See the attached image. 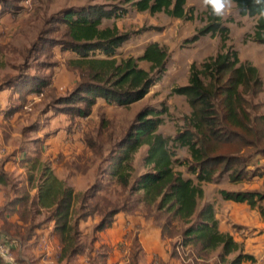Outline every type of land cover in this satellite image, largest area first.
<instances>
[{
  "label": "trees",
  "instance_id": "16d2710c",
  "mask_svg": "<svg viewBox=\"0 0 264 264\" xmlns=\"http://www.w3.org/2000/svg\"><path fill=\"white\" fill-rule=\"evenodd\" d=\"M187 1L125 0V3L132 4L138 12L153 15L166 13L176 19L193 20L186 10ZM0 6L2 11L7 12H12L16 7L10 0H0ZM235 6L241 16L257 18L252 39L264 45V0L260 4L256 0H235ZM206 7L207 24L193 41L219 34L226 44L229 29L224 26L223 17L215 16L211 7ZM127 11L100 5L69 9L60 14V22L66 26L65 38L51 39L49 45L41 50L36 45L31 49L33 53H51L55 48H60L63 52L78 56L74 68L80 71V81L67 97L61 98L60 105L63 107L59 108V112L84 119L90 116L98 100L109 105L129 107L142 101L155 82L163 78L168 52L158 43L149 44L138 59L117 58L118 50L131 36L120 34L116 27L102 28V23L106 19L120 18ZM141 61L151 65L149 71L139 66ZM15 81L21 82V78L17 77ZM32 82L28 86L23 83L12 86L7 82L0 86V93L10 86L16 88L18 93L33 95L49 85L44 77L35 78ZM262 92L263 81L259 69L250 62H242L233 46L224 45L223 52L208 58L201 68L193 64L188 84L173 90L174 95L185 97L193 110L186 117L185 130L173 139L165 137L159 130L164 124L162 116L166 110L145 108L138 113L125 137L111 152L104 176L109 180L110 187L126 194L123 203L117 204L102 196L107 191L99 179L87 191L76 192L54 175L50 166L41 161L39 154L28 161L29 182L34 188L39 181L35 186L38 194L32 196L26 190H19V195L6 203L2 210L3 231L26 245L44 222L52 220L55 222V235L61 244V261L73 264L79 257L86 256L90 264H109L113 248L98 246L100 234L115 225L119 214L136 215L143 212L147 221H154L160 228L164 240L173 241L177 236L180 239L175 247L173 245L172 259L181 261L176 258V248L179 256L195 248L199 254L205 255L220 251V264L257 263L256 258L245 253L231 234L220 231L215 206L207 203L200 208V201L205 197L202 185L218 181L224 176V171L230 172L232 183L243 180L244 172L233 170L232 166L248 165L247 160L238 155L216 154L221 150L219 144L238 141L245 147L257 149V156L263 154L264 140L257 124L264 122V116L252 118L248 100V97H257ZM250 136L253 139H249ZM143 147H147L143 159L146 172L133 180L135 156ZM180 149H188L192 157L193 163L188 167V172L196 182L176 169L177 165H184L177 158V150ZM222 165L225 168L219 173ZM0 182H5L3 175ZM220 194L225 201L247 203L264 217V207L259 206L264 202V194L225 190H221ZM134 196L136 200H132ZM42 209L49 214L43 222L37 223L34 219L42 214ZM6 214H17L18 221L10 223ZM97 217L99 221L92 232L85 235L81 230L82 223ZM178 224L186 228L180 229ZM142 255L143 249L135 235L129 248L128 264H141ZM233 255L235 257L229 261ZM0 264L8 263L0 257ZM158 264L169 263L160 261Z\"/></svg>",
  "mask_w": 264,
  "mask_h": 264
},
{
  "label": "rangeland",
  "instance_id": "374dc122",
  "mask_svg": "<svg viewBox=\"0 0 264 264\" xmlns=\"http://www.w3.org/2000/svg\"><path fill=\"white\" fill-rule=\"evenodd\" d=\"M10 2L16 6L12 12L2 11L0 6V86H4L7 82L12 86L16 83L28 86L33 84L32 81L35 78L42 77L49 82L42 92L37 93L43 94L41 98L31 101L36 94L23 92L25 99L16 100L20 102L16 105V111L21 113L25 120L31 122L28 125L31 127H22L20 130L19 134H22L24 129L25 135L17 141L16 146L29 148L28 146L33 144L34 146L38 143L43 145L57 133L60 137L62 132L63 138L60 140L64 143V147L85 152V155L80 157V160L84 161L81 166L94 170L100 183L102 182L101 185L106 187V194L101 195L117 204L125 201L126 194L118 188L114 190L110 187L109 180L104 173L109 166L111 152L125 137L140 111L149 107L157 110L165 109L162 116L164 124L159 131L165 137L173 139L179 132L186 129V117H189L193 111L187 99L174 95L173 90L188 84L193 64L201 68L208 58L223 52V46L226 45L234 47L242 62H250L259 70H264V45L255 43L252 39L257 18L241 16L236 6L230 13L223 16L224 26L229 29V39L225 44L219 34L207 35L200 37L196 42L193 41L207 24V7L203 0L187 1L186 10L189 16H193V20L176 19L166 13L153 15L149 12H138L132 4L125 3V0H10ZM99 5L128 10L124 16L106 19L102 23V28L116 27L120 34L131 36V39L118 50L117 58L119 60L128 57L138 59L149 44L158 43L168 52L166 72L160 81L155 82L149 94L142 101L129 107H118L97 101L89 117L76 119L59 112V108L63 107L60 105L61 98L67 97L80 81V71L74 68V62L78 60V56L63 52L60 48H55L51 53L48 51L33 53L31 49L36 45L37 49L41 50L49 45L48 41L51 39L65 38L66 26L60 22L62 12ZM98 55L101 57L100 53ZM256 62L260 65L259 67L256 66ZM139 66L149 71L151 65L141 61ZM260 74L263 81V92L257 97H248L252 118L264 116V74L262 72ZM17 77L21 78V82L15 81ZM206 82L209 83L208 80ZM257 126L264 140V122L259 121ZM249 139H253V136ZM219 147L221 150L216 154L238 155L247 160L248 165L232 166L233 170L238 169L244 172L241 182L232 183L229 178L230 172L224 171V176L218 181L204 183L202 187L205 197L200 201V208L207 203H212L217 215L219 214L220 221H225L226 227L232 232L234 239L242 245L244 252L258 257H255L257 260L255 264H264V251H261L264 241L263 244L253 245L252 243L257 242L260 237L264 239V217L258 209L251 208L247 203L225 201L220 194L221 190L264 194V152L257 156V149L245 147L238 141L219 144ZM262 148L264 149V143ZM88 150L91 154L87 155ZM146 152L147 147H143L135 156L133 180L146 172L143 166ZM177 154V158L184 165H177L176 169L186 178H192L196 182L195 177L188 172V167L193 163L188 149L177 150ZM64 164L67 166L69 162L64 161ZM223 168L225 165L220 167L219 173L223 172ZM27 174L30 176L28 172ZM19 180L20 177L17 181ZM115 192L117 195H114ZM136 199V196L132 198V200ZM261 205L264 207V202L259 203V206ZM140 217L143 216L133 217V222L136 226L140 225L142 229V220L138 219ZM96 219L99 218L93 220ZM179 226L180 229L186 228L185 225L178 224ZM223 226L226 228L225 225ZM138 232L140 228L137 227L128 235L131 241L135 235L139 234ZM253 236L256 238L251 241ZM165 241L168 244L166 247L170 250L164 253V246L160 255L170 253L171 256L175 250L173 245L175 247V243L180 239L177 236L173 241L168 239ZM177 249L176 258L182 261L181 263L176 260L178 264L179 262L180 264H220L218 263L220 251L205 255L199 254L195 248H190L185 251V254L179 256ZM160 255L157 256L160 257ZM157 256H153L156 263L159 262ZM234 257L235 255L231 256L229 261Z\"/></svg>",
  "mask_w": 264,
  "mask_h": 264
},
{
  "label": "crops",
  "instance_id": "0c3cea01",
  "mask_svg": "<svg viewBox=\"0 0 264 264\" xmlns=\"http://www.w3.org/2000/svg\"><path fill=\"white\" fill-rule=\"evenodd\" d=\"M256 66H260L256 62ZM255 66V65H254ZM264 74V70H259ZM260 72V73H261ZM25 94L18 93L17 89L8 87L0 93V177L4 176L5 182H0V243L8 246L13 253L14 257L20 264H66L65 261H61V244L58 237L55 235V222L50 220L44 222L41 227L36 230V233L31 241L26 245L22 244L20 239L12 237L3 231L4 220L2 218V210L9 200L16 198L19 195V190H26L32 196L38 194L37 186L38 182L31 188L29 182V163L30 159L38 157L40 154L42 162H49L50 168L53 170L54 175L61 181H65L70 187L74 188L76 192L87 191L98 180V175H95L94 170L87 169L81 166L84 162L80 160L82 150H69L64 147V143H61L60 138H63L61 132L60 137L57 134L48 142L38 143L36 146H28L29 148L17 147V141L24 137L25 130L20 133L22 127L28 126L31 122H28L23 118L21 113L17 112L16 105L20 102H16L17 99H22ZM29 99V98H28ZM101 103H104L103 100ZM16 102V104H15ZM14 105V106H12ZM104 105V104H103ZM63 117V115H62ZM64 120L63 118H58ZM69 122H67L68 124ZM12 143V144H10ZM91 154V151L87 152V155ZM65 157H64V156ZM10 157V158H9ZM69 162L65 166L64 161ZM82 169V171L80 170ZM38 172H36V176ZM20 177V180L17 179ZM14 178V180L12 179ZM17 181V182H16ZM42 214L36 216L34 221L37 223L43 222L44 217L49 214L45 209H42ZM143 216L138 219L142 220L143 228L140 225L136 226L133 222V217ZM8 221L15 224L18 221V215H5ZM98 218V217H97ZM219 220L220 230L227 233L232 232L226 227L225 221H220L219 214L217 215ZM99 219H89L87 222L82 223L81 230L85 235H89L92 232L93 225L98 222ZM226 228H224V226ZM140 228L139 242L143 249V255L141 257V264H158L160 261L169 264H178L176 259H172L170 253L161 256L160 252H168L170 249L166 247L168 244L162 237L160 228L152 220L147 221L144 218L143 213H137L136 215H127L121 213L116 218L115 225L105 230L100 234V245H107L113 248V252L109 259V264H128L129 263V248L131 245L130 236H128L133 229ZM252 231V230H251ZM226 233V232H225ZM256 238L253 236L251 241ZM263 237L258 238L257 242H252L253 245L259 243L263 244ZM44 242L50 244L51 256L48 261H44L41 258V251ZM165 244V245H164ZM264 251V246L262 250ZM157 255H160L158 257ZM252 255V254H251ZM157 256L158 263L155 262ZM256 258H258L255 255ZM73 264H90L86 256H81ZM180 264V262H179Z\"/></svg>",
  "mask_w": 264,
  "mask_h": 264
},
{
  "label": "built area",
  "instance_id": "2783aa9c",
  "mask_svg": "<svg viewBox=\"0 0 264 264\" xmlns=\"http://www.w3.org/2000/svg\"><path fill=\"white\" fill-rule=\"evenodd\" d=\"M36 99H32L31 101H35L38 98H41L43 94H36ZM28 110V108H26ZM51 256L50 244L48 242H44L41 251V258L44 261H48V258ZM0 257L8 264H20L16 258L14 257L13 253L11 252L10 248L5 244L0 243ZM11 257V259H8Z\"/></svg>",
  "mask_w": 264,
  "mask_h": 264
},
{
  "label": "clouds",
  "instance_id": "9594fccd",
  "mask_svg": "<svg viewBox=\"0 0 264 264\" xmlns=\"http://www.w3.org/2000/svg\"><path fill=\"white\" fill-rule=\"evenodd\" d=\"M262 0H256L260 4ZM204 5L210 6L212 12L217 17H223L225 14L230 13L235 6V0H203ZM11 259V257H8Z\"/></svg>",
  "mask_w": 264,
  "mask_h": 264
}]
</instances>
